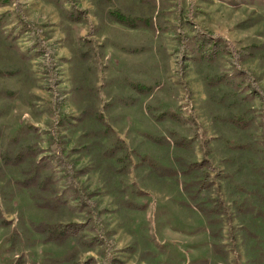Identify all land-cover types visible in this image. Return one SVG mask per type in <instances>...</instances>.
I'll use <instances>...</instances> for the list:
<instances>
[{"label": "rangeland", "instance_id": "374dc122", "mask_svg": "<svg viewBox=\"0 0 264 264\" xmlns=\"http://www.w3.org/2000/svg\"><path fill=\"white\" fill-rule=\"evenodd\" d=\"M0 264H264V2L0 0Z\"/></svg>", "mask_w": 264, "mask_h": 264}, {"label": "trees", "instance_id": "16d2710c", "mask_svg": "<svg viewBox=\"0 0 264 264\" xmlns=\"http://www.w3.org/2000/svg\"><path fill=\"white\" fill-rule=\"evenodd\" d=\"M229 1H232V0H229ZM261 1L264 2V0H261ZM117 20L121 23L129 24L132 26V24L123 16H118ZM208 42H210V41H208ZM220 42H222L223 44L221 45ZM212 44H213V46H218L221 50H224V49H226V45H228L229 43H227V41H222V39L219 38V39L214 40ZM206 45H207L206 43H204V42L202 43V46H204V48ZM199 51H201V50H199ZM201 52L203 54V49ZM204 55H205V53H204ZM211 56H212V54H211ZM209 57L210 56L207 55V56H204L203 59L207 60ZM22 159H23L22 155L17 154L13 157V162L14 163H22L21 162ZM7 160H9V159L7 158L6 161ZM32 164L36 167L34 170H31V172H33V171H35V172H33V174L31 175L30 171L26 170L27 172L30 173V175H28L29 178L27 177L25 179L26 184L27 185H33V184H38V183L39 184L40 183L41 184L48 183L49 179H50L49 175L46 174L45 172H43V170H42L43 168L48 166V163H46L43 158H40L37 161H35V158L33 157ZM195 166H200V164L194 163V164L190 165L189 168L192 169ZM36 231L38 233H42V234H45L48 232L47 233L48 240H51L54 242H61V241H63V239L68 238L70 236L69 235L70 231L68 228H66V227L61 228V226H57V225H50V226L48 225V227H47V225L40 223L37 225Z\"/></svg>", "mask_w": 264, "mask_h": 264}]
</instances>
